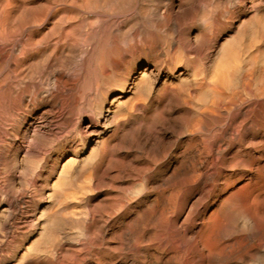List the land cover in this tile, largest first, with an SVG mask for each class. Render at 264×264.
I'll use <instances>...</instances> for the list:
<instances>
[{
    "label": "rangeland",
    "instance_id": "374dc122",
    "mask_svg": "<svg viewBox=\"0 0 264 264\" xmlns=\"http://www.w3.org/2000/svg\"><path fill=\"white\" fill-rule=\"evenodd\" d=\"M29 1L47 18L25 46L34 8L9 14L0 264H84L102 225L90 264H264L247 212L264 206V0Z\"/></svg>",
    "mask_w": 264,
    "mask_h": 264
},
{
    "label": "bare ground",
    "instance_id": "6f19581e",
    "mask_svg": "<svg viewBox=\"0 0 264 264\" xmlns=\"http://www.w3.org/2000/svg\"><path fill=\"white\" fill-rule=\"evenodd\" d=\"M37 1V0H36ZM33 2L34 3H36L34 0H33ZM116 2V1H115ZM118 2V1H117ZM130 2V1H129ZM38 3V2H37ZM70 3H71V1H70ZM29 4H30V1L29 0H0V87L2 86V85H4L6 82H8V79H9V77H8V75H9V33H11V30H12V28H9L8 27V24H9V19H10V17H9V14L11 13V12H13L14 11V13H15V10H16V13H17V9H24V8H22V7H25V9H26V6H27V9H30L31 10V8H34V7H28L29 6ZM72 4V3H71ZM73 5V4H72ZM115 5H117L116 3H115ZM37 6H39V5H37ZM70 6V5H69ZM41 7V6H40ZM39 7V8H40ZM107 7V6H106ZM39 8L37 9V7H35L34 8V10L32 11V14H31V16H28V17H30V19L28 18V20H30V23L32 24V26H33V29L31 30H29V31H27V33H26V35H25V37H24V39H25V46H26V42H28L29 43V41L32 39V37L34 36V34H38L39 32H40V29H41V26L43 25V22H41V20L42 21H45V20H43V19H41V16L43 15V17H46L44 14H43V12H42V9H43V7L41 8V10H39ZM20 9V10H21ZM26 9V10H27ZM52 10H55V9H53V8H51ZM30 10H28L29 12H30ZM51 10V11H52ZM24 11V13H26V12H28V11H26L25 12V10H23ZM22 11V12H23ZM50 11V12H51ZM56 11V10H55ZM114 11V10H113ZM20 12V11H19ZM21 12V13H22ZM39 12H42V13H40V15H39ZM53 12V11H52ZM52 12H51V14H52ZM115 12V11H114ZM135 12V11H134ZM13 13V14H14ZM20 13V14H21ZM24 13H23V15H24ZM20 14H18L19 16H21ZM55 14V13H54ZM53 14V15H54ZM57 14V13H56ZM111 14V13H110ZM12 15V14H11ZM15 15V14H14ZM17 15V14H16ZM15 15V16H16ZM17 15V16H18ZM22 15V16H23ZM30 15V14H29ZM50 15V14H49ZM21 16V17H22ZM55 16V15H54ZM105 15L104 14H102V17H104ZM14 17V16H13ZM12 17V18H13ZM42 17V18H43ZM52 17V16H51ZM15 18V17H14ZM17 18V17H16ZM23 18V17H22ZM47 18V17H46ZM49 19V18H48ZM12 20H18V21H13V23H11V25L13 24L14 25V27L13 26H11V27H13L14 29L16 28V24L14 23V22H18L17 24L18 25H21L22 24V27L23 26H25V25H23L24 23H22V22H24V19H23V21H22V19H21V21H19L20 19L18 18V19H10V21H12ZM27 20V21H28ZM109 20V19H108ZM26 21V20H25ZM21 22V23H20ZM104 22V21H103ZM103 22H101V23H103ZM105 22H106V20H105ZM114 22H115V20H114ZM113 22V23H114ZM20 23V24H19ZM28 23H29V21H28ZM28 23H26V24H28ZM29 23V24H30ZM41 23H42V25H41ZM112 23V24H113ZM116 23V22H115ZM29 24L28 25H26V26H29ZM106 24H108V23H106ZM106 24H105V26H106ZM109 24H110V26H109ZM108 25H107V29H108V31H102L101 29H102V27H99V28H97L96 30H93L94 32V35L93 36H99V34H102V33H108V41H106V42H108L109 43V45L110 46H112L113 48H114V50H115V48H116V50H117V52H119V58L117 59V60H113V58H111L112 59V67L114 68V69H119V67L122 65V64H124V62H127V56L121 51V49H122V47H121V49H120V47H118L119 45H120V43H118L117 44V40L116 39H119L117 36L119 35V36H121L118 32H117V34L118 35H116L115 33H114V31H109V28H108V26L109 27H111V29H112V26H111V23H109ZM119 24H122V22L120 23L119 22ZM119 24H118V27H119ZM116 26H117V24H116ZM18 27H21V26H18ZM43 27V26H42ZM44 28V27H43ZM9 29H11L10 30V32H9ZM17 29V28H16ZM15 29V32L17 31ZM114 29V28H113ZM21 30H24L23 28L21 29ZM118 30V29H117ZM129 30V29H128ZM13 31V30H12ZM115 31H116V29H115ZM23 32V31H22ZM13 34H14V31L12 32ZM42 33V32H41ZM137 33V32H136ZM150 33V32H149ZM152 33V32H151ZM153 34V33H152ZM12 35V34H11ZM23 35V34H22ZM123 35V34H122ZM125 35V34H124ZM154 35V34H153ZM152 35V36H153ZM41 36V35H40ZM102 36V35H101ZM106 36V35H105ZM105 36H103V37H105ZM126 36V35H125ZM155 36V35H154ZM153 36V37H154ZM14 37H15V34H14ZM10 38L11 39H13V37H11L10 36ZM16 38V37H15ZM99 38V37H98ZM97 38V39H98ZM121 38V37H120ZM149 38H151V37H149ZM156 38V37H155ZM96 38L94 37V40H95ZM96 39V40H97ZM146 39V38H145ZM145 39H144V41H145ZM39 40H40V37H39ZM14 41H16V39H14ZM119 41H121V40H119ZM129 41V40H128ZM153 41V45H154V47H155V44L157 45L158 44V42L156 41V39H153V40H151L150 42H152ZM13 42V41H12ZM20 42H21V40H20ZM32 42V41H31ZM37 42V41H36ZM88 42V41H87ZM104 42V41H103ZM149 42V41H148ZM160 42V41H159ZM38 43H39V41H38ZM138 43V42H137ZM30 45H28V46H32L31 45V43H29ZM33 44V43H32ZM80 44V43H79ZM151 44V43H150ZM40 45V44H39ZM147 45V44H146ZM149 45V44H148ZM147 45V47H151V45L150 46H148ZM161 45V44H160ZM159 45V46H160ZM22 46H23V43H22ZM21 46V47H22ZM35 46V45H34ZM32 47L33 49L32 50H34V48L35 47ZM37 47V46H36ZM39 47V46H38ZM102 47H103V45H102ZM111 47V48H112ZM129 47V46H128ZM161 47V46H160ZM27 48V47H26ZM26 48H24V50L22 51V53H23V55L25 56H28V58H29V55L31 56V52L33 53L34 51H32L31 50V52L29 53L28 52V49L30 48L31 49V47H28V49H26ZM39 48H41V47H39ZM107 48H109V47H107ZM112 48V49H113ZM155 48H157V47H155ZM18 49H21L20 48V46H18ZM42 49V48H41ZM103 49V48H102ZM133 49V48H132ZM148 49V48H147ZM158 49H160V48H158ZM17 50V49H16ZM40 50V49H39ZM123 50V49H122ZM149 50V49H148ZM156 50V49H155ZM42 51V50H41ZM131 51V50H130ZM136 51H137V49H136ZM146 51V50H145ZM151 51V50H150ZM19 52H20V50H19ZM37 52H39V51H37ZM116 52V51H115ZM21 53V54H22ZM40 53H42V52H40ZM39 53V54H40ZM151 53V52H150ZM20 54V57L22 56ZM36 54L37 53H33V56L35 55L36 56ZM113 54H114V52H113ZM116 54V53H115ZM118 54V53H117ZM18 55H19V53H18ZM41 55V54H40ZM39 55V56H40ZM130 55V54H129ZM32 56V57H33ZM38 56V57H39ZM23 57V56H22ZM21 57V58H22ZM37 57V58H38ZM18 58V57H17ZM36 58V57H35ZM100 58V57H99ZM251 58H253L254 59V57H251ZM251 58H250V60H251ZM31 59V58H30ZM101 59V58H100ZM249 59V58H248ZM252 59V60H253ZM17 60V59H16ZM22 60V59H21ZM27 60V59H26ZM102 60V59H101ZM24 61V60H23ZM249 61V60H248ZM20 62V61H19ZM16 63H18L17 61H16ZM249 63V62H248ZM23 64V63H22ZM21 64V65H22ZM99 64V63H98ZM101 65V64H100ZM19 66V65H18ZM246 66V65H245ZM262 67H264V66H262ZM244 68V67H243ZM247 70V69H246ZM232 71V70H231ZM262 71H264V70H262ZM244 72V71H243ZM246 72V71H245ZM229 75V74H228ZM262 75V74H261ZM246 76V75H245ZM252 78V77H251ZM249 84V83H248ZM5 86V85H4ZM260 89V88H259ZM258 89V90H259ZM247 94V93H246ZM1 100V99H0ZM40 141V140H39ZM163 150V149H162ZM167 152V151H166ZM260 198H259V195H255L253 198H252V202L253 203H250V204H254V205H256V206H252L253 207V209L251 208V205L249 206V209H248V207H247V212L249 213V215H251L252 216V218L253 219H255V221H256V226H257V228L259 229L257 232V237H256V239H257V242L260 244V245H262V244H264V206H260L259 205V203L258 202H260V200H259ZM67 203V202H66ZM70 203V202H69ZM73 203V202H72ZM71 203V204H72ZM261 204V203H260ZM69 205V204H68ZM74 205V204H73ZM242 206H245V205H247V204H241ZM260 206V207H257V206ZM262 205V204H261ZM69 207H70V205H69ZM71 207H73L72 205H71ZM245 207V208H246ZM66 208V207H65ZM65 208H63V209H65ZM244 208V207H243ZM69 209V208H68ZM78 209V208H77ZM72 210V209H71ZM75 208H74V210H72V211H68V210H66V211H68L69 213H71V215H70V217H73V215L76 213L75 212ZM245 210V209H244ZM63 211V213H61V214H63L62 215V217H65L64 216V210H62ZM77 211V210H76ZM80 213H81V211L80 210H78ZM68 212L65 214L66 215V217L67 216H69L68 215ZM72 212H74V213H72ZM78 212V213H79ZM56 214H58V215H61V214H59L58 212L56 213ZM77 215V214H76ZM76 215L74 216V218L76 217ZM79 216V215H78ZM70 217H68V219H70ZM71 220V219H70ZM104 225H105V223H104ZM48 226V225H47ZM46 226V227H47ZM50 226V225H49ZM48 226V227H49ZM51 227H52V225H51ZM46 229H48V228H46ZM49 229L52 231V230H54L55 228L54 227H52V229L49 227ZM58 230V229H57ZM90 233V232H89ZM88 234V233H87ZM98 235H92V232L90 233V234H88L87 235V238H86V241H85V243H84V251H85V253H84V251H83V253H84V255H86V256H84L85 257V263L86 264H90L91 263V261H90V259H92L91 258V255H92V253H94L93 251H94V249H95V247L98 245L99 247H100V249H101V251H102V248H103V245H104V237H105V231H104V227H103V225L101 226V228H100V231H99V233H97ZM253 235V234H252ZM237 241H238V243H239V247H240V242L242 241V238L241 237H237ZM81 249H82V247H81ZM81 249H79V250H81ZM251 249V244L250 245H248L247 247H246V249H245V251L243 252V254H246L247 255V252L249 251ZM83 250V249H82ZM81 250V251H82ZM239 252L241 253L242 252V249H239ZM80 253V252H79ZM77 255H79V258L81 257V255L80 254H78V251H77V253H76ZM83 256L81 257V259H83ZM100 258H101V256H100ZM78 259V258H77ZM77 259H76V261H77ZM100 260V259H99ZM75 261V260H74ZM80 261V260H79ZM92 261H93V259H92ZM82 262V260L80 261V263ZM84 262V261H83ZM105 261H104V256L101 258V262H97V263H99V264H105L104 263ZM73 263V262H72ZM80 263H78V264H80ZM84 263V264H85ZM97 263H95V264H97ZM81 264H83V263H81Z\"/></svg>",
    "mask_w": 264,
    "mask_h": 264
}]
</instances>
